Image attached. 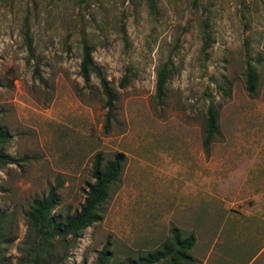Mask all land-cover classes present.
<instances>
[{
	"label": "rangeland",
	"instance_id": "rangeland-1",
	"mask_svg": "<svg viewBox=\"0 0 264 264\" xmlns=\"http://www.w3.org/2000/svg\"><path fill=\"white\" fill-rule=\"evenodd\" d=\"M82 43L113 96L107 125ZM0 126L16 160L0 167V264H28L32 199L54 189L53 215L78 209L96 153L122 156L99 219L44 264H93L104 246L107 264H131L175 228L194 242L170 264H264V0H0Z\"/></svg>",
	"mask_w": 264,
	"mask_h": 264
},
{
	"label": "trees",
	"instance_id": "trees-1",
	"mask_svg": "<svg viewBox=\"0 0 264 264\" xmlns=\"http://www.w3.org/2000/svg\"><path fill=\"white\" fill-rule=\"evenodd\" d=\"M151 1L147 0L149 5H151ZM90 54L89 46L82 43L78 73L84 83L88 82L90 75L98 79L105 100L104 104L107 108L104 124L107 125L109 118L112 116L113 96L99 68L93 64ZM245 65V89L249 94H252L255 71L249 61H246ZM171 68V62L168 59L156 71L154 86L156 98H160L163 95L164 84ZM33 71L37 74V67H34ZM127 81L128 75L124 74L119 81V86H124ZM217 132V115L211 107H208L205 117V133L202 140L204 149H207L211 139ZM9 138L7 131L0 126V167L16 162L11 156L2 151V147ZM121 160V155H115L107 161H103L99 153L94 155L90 171L93 182L87 185L86 190H84V196L78 209L70 213L67 212L63 216L53 215L52 210L56 205L54 189H50L43 197L31 200L25 213L27 234L30 238L29 243L25 245V257H27L28 264H44L43 258L49 245L60 239L65 240L66 237H69L70 241L75 239L81 231L99 219V206L103 203L109 188L119 176ZM3 216L4 213L1 212L0 234ZM193 242V235L189 234L182 237L180 231L175 228L171 230V235L161 242L158 247L147 252L143 257H136L131 264H154L155 262L170 264L177 259L191 260V257L185 251L191 248ZM109 256L107 247L104 246L97 252L93 264H107Z\"/></svg>",
	"mask_w": 264,
	"mask_h": 264
}]
</instances>
